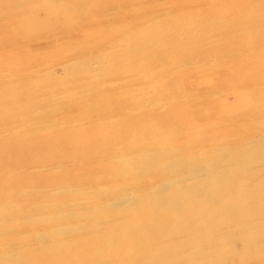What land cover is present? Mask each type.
<instances>
[{
  "label": "rangeland",
  "instance_id": "1",
  "mask_svg": "<svg viewBox=\"0 0 264 264\" xmlns=\"http://www.w3.org/2000/svg\"><path fill=\"white\" fill-rule=\"evenodd\" d=\"M260 45H264V0H0V124H2L0 139L7 134L13 137L31 136L33 139L40 138L36 144L44 147L43 143L49 142H46V136L58 135L51 140L65 142L63 146L105 144L92 139L93 134L84 131L97 128H105L109 131L116 128L125 129L128 128L127 122L132 125L131 131L122 134V137L115 142H108L116 144L118 148L115 150L116 153H127L125 148L119 147L125 143L129 146L133 144L128 148L137 150L136 152H140L142 148L147 149L153 144L159 145L154 152L164 156L162 159H157L158 155L153 158V166L149 173L145 171L134 176L111 174L108 166L117 162L112 159L111 154L105 157L102 155L90 157V155L88 156L90 158L75 164L60 165V167H76L77 174L81 169L91 170L90 179L74 177L71 170L54 182L48 179L46 173L51 167L37 169L39 171L32 170L34 167L19 169L20 174L17 179L25 177V180H29L39 177L36 185L25 186V189L40 188L39 193L37 195L33 193L35 197L30 194L31 192L29 193L30 190L21 191L12 186L8 189L10 190L8 193L11 194V199L21 205V208L13 213L1 212L9 213L7 216L4 215L5 217L27 212L31 213L26 216L39 217L38 222L36 220L31 224L14 225L9 229L1 228L3 234H0L1 238L7 239L4 240L6 246H17L21 249L24 246V250L28 251L36 245L33 243L41 238H51L52 227L66 224V227L72 229L79 220H86L85 216L75 215L76 211L82 210L81 205L85 206L84 202L92 205L104 197L109 199L111 196H108L107 192H112L118 186L131 192L132 200L123 205L130 207L125 209L130 210V214L135 213L132 207H137L138 210L139 202L142 203L144 198H151L153 195L148 193L146 197V189L149 187L144 185L145 177L148 176L150 180L151 178L166 179L164 174H160L163 171L160 167L164 165L163 162L169 164L170 161L171 164L164 168L169 166L176 168L190 162L202 164V167L206 159L212 160L215 165H220L229 157L238 164L235 166L237 169L244 168L246 163L241 166V162L247 160L241 155L250 148L248 146L245 148L244 143V139L250 134V137H256L251 141L255 145L253 149L264 153V145H259V141L263 140L256 135L263 128L259 119L264 117L262 95L264 54L258 56L255 52L256 47ZM217 48L221 51L215 53ZM248 49L250 51H247ZM222 75L225 81L218 83L217 80ZM49 78L54 80L51 81ZM235 86L236 88L232 89ZM46 88H48L47 92ZM73 89L76 93H73ZM53 92L59 97L57 98ZM219 93L221 95H216ZM68 95L73 97L69 98ZM38 96H45V101ZM177 101L184 102L189 107L187 115L189 119H193L192 122L188 120L191 123L187 124L182 119L185 124L179 125L177 121L160 119V116L170 112L171 108L178 110L177 107H183L180 104L175 105ZM125 116L127 117L124 118ZM61 120L64 123L62 126H60ZM162 127L169 130L165 129V131ZM142 128H146L148 133L154 131L156 134L144 132L146 136L139 133L141 137H138L135 132ZM163 131L168 134H164ZM219 138L221 140H218ZM223 138L225 139L222 140ZM134 140L137 143L134 144ZM174 143L176 146H173ZM202 143L204 144L201 145ZM162 144L164 147L161 146ZM66 151L72 152V149ZM222 152L227 157H222ZM208 156L210 158H207ZM46 160L48 165L57 162ZM253 163L252 166L262 167L261 173L264 174V158ZM222 166L228 167L224 164ZM236 168L232 169L231 174L229 170L224 173V186L217 192L218 201L211 206L220 203L222 200L220 198L228 192L233 178H247L248 174L245 175L244 170L240 171ZM3 169L0 170V178L8 175L7 170ZM251 169L252 167L245 171ZM260 177L261 175H258L254 178L258 184L252 186L255 188L254 191H250L255 195L252 196L253 198L248 199L249 197L246 196L247 199L243 198L245 201L235 199L224 210L206 209L205 206L198 205V209L200 207L201 209L196 211L197 216H194L190 225V221H186L188 217L171 224H162L159 229L166 232L163 236L149 242H146L145 238L141 244H133L132 250L128 249L130 246L124 248L126 252L119 248L120 250L113 255L104 258L95 257L93 261L97 264H264V194L260 195L264 193V181H260L258 179ZM51 182L61 184L54 185ZM202 182L204 186L205 180ZM175 185L170 183L166 186L164 196L167 200L171 199L175 192L177 187ZM128 186L133 187L130 189ZM60 187L65 190L59 193L53 191ZM201 191L207 193V188L202 187L199 194ZM250 192L248 191L249 195L252 194ZM136 194H140L139 198L138 195L135 198ZM179 197L177 208L182 207L186 200L185 196L179 195ZM88 199L89 201H86ZM34 203L41 205L33 209L31 206ZM7 204L2 202L3 206ZM64 211L69 213L61 217L56 215ZM47 216L50 219L46 218ZM170 225L174 232L164 230L171 229ZM248 229H252L253 232ZM213 230L215 238L222 231L218 238L220 242L219 240L212 242L215 241ZM26 232L27 234H24ZM32 232H37V236ZM77 232L75 230L70 233L64 232V236L79 235ZM192 232L197 234H191ZM189 233L194 238L189 237ZM61 234L63 238V233L55 234L52 238L60 237ZM181 235L184 239L180 238ZM28 242L30 245L27 244Z\"/></svg>",
  "mask_w": 264,
  "mask_h": 264
},
{
  "label": "bare ground",
  "instance_id": "2",
  "mask_svg": "<svg viewBox=\"0 0 264 264\" xmlns=\"http://www.w3.org/2000/svg\"><path fill=\"white\" fill-rule=\"evenodd\" d=\"M206 37H209V36L206 35ZM258 40H259V38H258ZM220 51H221V49L217 48L215 53H218ZM247 51H250V50L248 49ZM255 52H257L258 56L263 55L264 54V45H260V46L256 47V51ZM228 55H230V54H228ZM222 58H225V57H222ZM75 61H76V59H75ZM182 68H183V66H182ZM52 79L49 78V80H51V81H52ZM49 80H46V81H49ZM86 80H84V81H86ZM116 81L113 82V84L114 83L116 84ZM217 81H218V83H220L221 81H225V77L222 75V76H220L218 78ZM110 84H112V83L110 82ZM260 84H262V83H260ZM61 85H62V83H61ZM37 87H39V86H37ZM48 88H46V92H47ZM82 88H79V89H82ZM230 88H229V90H230ZM235 88H236V86L233 87L232 89H235ZM54 89L55 88H53V90ZM42 90H40V91H42ZM141 90H142V88H141ZM68 91H70V90H68ZM220 91H221V89H220ZM54 93L55 92H53V94ZM73 93H76V91L74 90ZM64 95H65V93L63 94V96ZM66 95H67V93H66ZM216 95H221V93L216 94ZM216 95H215V97H216ZM243 95H245V94H243ZM262 95L264 96V93H262ZM55 96L57 98L59 97V95H55ZM60 96H62V95L60 94ZM212 96L213 95H210V97H212ZM70 97H73V96L71 95V96H69V98ZM232 97H233V95H232ZM35 98H34V100H35ZM44 98H45V96L41 97L40 99H43L45 101ZM181 99H183V98H181ZM177 104L183 105V107H181V106H180L181 108L177 107L178 110L171 108L170 109L171 111L168 112L167 114L163 115V116H160V119L162 121L164 119H168L167 121H170V122L177 121V122H179V125H180V123H181V125L185 124V122L187 124L191 123L192 122L191 120H193V119H189V116L187 115V111L189 109L187 104L184 103V102H181V101L175 102V105H177ZM245 104H246V102H245ZM250 106H253V105H250ZM174 107L176 108V106H174ZM52 108H49V109H52ZM130 111H133V110H130ZM36 112H38V111H36ZM72 112H74V111H72ZM230 112L232 113V111H230ZM238 112H235V113H238ZM225 113H227V111ZM240 113H242V112L240 111ZM228 114H230V113H228ZM258 114L260 115V113H258ZM263 115H264V113H263ZM263 115H262V117H263ZM114 117H116V116H114ZM126 117L127 116H125L124 118H126ZM176 117L177 118H181V119H177ZM72 118H74V117H72ZM228 118H230V117H228ZM182 119H184L185 122H183ZM242 119H245V118H242ZM62 120H63V118H62ZM62 120H61L60 126H62V124L64 125V123H62ZM114 120H115V118H114ZM188 120H190L191 122H189ZM259 120H261L263 128H262V130L259 131L260 133L256 134V135H257V138H262L263 141L262 142L259 141L260 144H259V142L257 144L264 145V117L262 119H259ZM243 121H242V123H243ZM251 121H253V120H251ZM255 121L256 120H254V122ZM70 123H72V122H70ZM225 123H227V122H225ZM243 124H245V123H243ZM0 125H2V124H0ZM80 125L82 127V124H80ZM126 125H127L128 128H125V129H117L116 128V129H113L111 131H109V129L106 130L105 128L90 129V130H86V131L83 130L84 133L93 134L91 136L92 139H96V141H99V142H104L105 144L94 143V144H76V145H73L71 147L70 146H63V145H65V142L51 140V139L56 138L58 136V135H55V136H46L45 137L46 138V142L47 141H49V142L43 143L44 147H42V146H39V144H36V142L38 140H40V138L33 139V138H31V136H22V135L13 137L12 135H9V134L3 136L0 139V170L4 168L3 170H7V174L8 175H6L3 178H0V229L1 228H6V227L9 229L10 227H12L14 225L31 224V223L35 222L36 220L38 222V217L39 216L38 217L37 216H30V217L26 216L27 214H30L31 212H27V213H23V214H15V215H12V216H9V217H5L4 216V215L7 216V214H9V213H2V212H9V211H10V213H13L14 211H18L21 208V205L19 203H16L13 199H11V194L8 193L10 191V190L8 191V189L10 187L14 186V187H16V189L21 190V191L26 190V189L30 190L29 193L31 192L30 194L32 196H35V197L39 193L40 188H26L25 189V186H28L30 184L36 185L38 183L39 177L30 178L29 180H25V177H23L21 179L20 178L17 179V176L20 174L19 173V171H20L19 169H21L23 167L24 168H32V167H34L32 170H37V169L42 170L44 168L51 167L50 169L46 170V173L48 175V179L53 180L54 182L56 180H58V179L63 178L64 175H67L68 173H70L71 170H72L71 173L74 174V177L82 178V179H84V178L90 179V177L92 176L91 170L87 171L85 169H81L79 171V173L77 174V172H76L77 170L75 169L76 167L75 168H73V167L71 168V167H67V166H63V167L61 166L60 167V165H62V164H69V165L70 164H75L78 161L86 160V159H88L90 157H94L95 155H102V156L105 157L106 155H110L111 154L112 159L114 161H117L115 164L108 166L110 168L111 174H113V175H123V176H134V175H138V174H143L145 171H146L145 173H147V172L149 173L150 172V168H152V166H153V164H152L153 163V158L156 157L157 155H158L157 159H162L164 157L163 155L161 156L158 153L154 152V149H156L157 146H159V145L155 146V145L152 144L147 149H143L142 148L140 152H136L137 150L136 151L132 150V148L129 149L130 147H132L133 144H131L129 146V145H127L125 143L124 145L119 146L121 149L125 148V151L127 153L124 154V152L116 153L115 150L118 149L116 147V144H109L108 143L109 141L115 142L116 140H118V139H120L122 137V134H124L125 132H128V131H131L132 125L129 124V123L127 124V122H126ZM167 126H168V123H167ZM163 127H162V129L169 130L168 128H163ZM143 128L137 130L135 133L138 134V135H139V133L140 134H145V136H146V133H144V132H147V130H145L146 128L145 129H143ZM177 129H179V128H177ZM259 129H261V128H259ZM170 130H173V129H170ZM104 132H106V134L103 135ZM150 132L153 135L156 134V133H154V131H150ZM151 133H148V134H151ZM163 133H164V131H163ZM164 134H168V133H164ZM138 135H136V136H138ZM244 135L246 136V134H244ZM250 136H251V134H250ZM250 136L248 138L244 139L245 148H246V146H248L250 148H249V150L246 151V153H243L241 155L243 157V159L244 160L246 159L247 161L241 162L239 160L242 163L241 166L242 165L244 166V163H246L244 168L238 167V169H237L235 166H237L238 164L236 162L231 161L229 157H227L225 154H223V152H222V157L226 156L228 159L226 158V162H225V159L224 160L221 159V160H223L224 163L218 162V163H221L220 165H215L212 162V160L210 161V159H208L209 161H207V159H206V161L203 163L204 165L202 167H201L202 164L199 165V164H196V163H191L190 161H186V162H190V163H187L185 165L181 164L182 166H179V167H176V168H174V166H172V167L169 166V167H165L164 168V166L171 165L170 161H168L169 164H167L166 162L162 163V161H161V163L164 164V165H161V164H160L161 166L159 165L160 167H162V170H163V171H161L160 174L161 175L164 174V177H166V179L165 180H161V178H154V179L151 178V180H150V178L148 176L145 177L144 185H148V187H149L148 189H146V191H147L146 197L148 196V193H150V194L153 193V195H151L152 196L151 198H147V199L144 198L143 199L144 202H142V201H141L142 203L139 202L140 205L138 206L139 207L138 210H136L137 207H132V210L135 213L130 214L129 213L130 210H125V209L130 208V207H128L126 205L125 206L123 205V203L129 202V200H132L131 192L129 193L128 189L121 188L120 186H118V187L114 188V190L112 192L111 191L107 192L109 194V195L108 194L107 195L111 196L109 199H105V197H104V198L100 199L97 203L94 202L92 205L90 203H88V204L85 203L84 202L85 200L84 201L81 200L82 202H84L85 206H82V205L80 206V208H82V210H78L76 208V210H78V211L75 212V215L77 217L85 216L86 217L85 221H80L79 220V222L77 224H75L72 227V229L66 227L67 225L65 224L66 226L65 225H60V226H55L54 225L55 227H52L51 230H50L51 232H53L55 234L63 233V236H64V232H68L69 231V233H70V231L73 232L75 230V231L79 232V235H73V236L71 235L69 237H65L64 236L62 238V234H61V236L59 235L60 237L57 236V238H52L55 235V234L53 235V233H52V235H50V237L52 236L51 238H48V239H44V238L42 239L41 238L42 240L40 239L38 242H34L33 243V244L36 243V245H34V247L30 248L28 251H25L24 250V246L22 244H21L23 246L22 249L21 248H17V246L16 247L6 246V243H4L5 242L4 240H7V239H6V237H2L1 238V235H3V234H2V230H0V234H1L0 235V239H1L0 240V264H97V263H95V261H93V259H95V257L104 258V257H107L109 255H113L115 252H117V250L119 251L120 249H122L123 251H125L124 248L127 249L129 246H130V248H128V249L132 250V247H133L132 245L133 244L134 245H139V244H141L142 240H144L145 238H146V242H149V241H153V240L163 236L164 234H166V232H162L159 229L161 227L160 225H162V224H169V223L171 224L172 222H175L177 220H185V217L186 218L188 217V219L186 221L189 220L190 223L189 222L188 223L190 225L191 221H193V219L195 218L194 216L195 215L197 216V212L196 211L201 209V207H200V209H198V205H203V206H205L206 209L215 210L217 208V209H223L224 210V209L228 208L229 205L232 204L235 201V199L236 200H244L243 198H246V196L249 197L248 199H250V197L253 198L252 196H255V195H253V192H250V191H254L255 188L252 187V186H255L256 184H258V181H254V178H256V176H258V175H261V177L258 178V179H260V181H264V174L261 173L263 171L262 167L252 166V164H254L253 162H257V161L263 160L264 153L262 151H257V149H253V146H255V145H253L254 143H251V141H253V139L256 138V137L253 138V136L252 137H250ZM26 137H30L31 139L30 138H26ZM138 137H141V136L139 135ZM142 137H143V135H142ZM200 137H201V135L199 136V138ZM224 137L227 138V136H224ZM158 138H155V139H158ZM225 138H223L222 140H224ZM229 138H230V136H229ZM231 138H234V137L231 136ZM140 140L138 141L139 143H140ZM218 140H221V139L219 138ZM153 141H154V139H153ZM135 142L137 143V141L134 140V144H135ZM142 142L144 143L143 140H142ZM184 142H186V141H184ZM145 143L147 144L148 142L145 140ZM178 143H180V142H177V144ZM193 144H196V143H193ZM203 144L204 143H202L201 145H203ZM225 144L226 143H224V145ZM91 145H92V147H90ZM148 145H149V143H148ZM163 145L164 144H162L161 146L164 147ZM173 146H176L175 143H174ZM222 147H224V146H222ZM243 147H241V148H243ZM69 148L72 149V152H67L69 150L66 151V149H69ZM198 149H199V147H198ZM221 149H223V151H226V150H224V148H221ZM177 150H179V149H177ZM216 150L218 151V149H216ZM51 151H52V153H51ZM195 151H196V149H195ZM198 152H202V151H198ZM204 152H205V150H204ZM167 153H169V152L167 151ZM167 153H166V155H167ZM191 154H193V153H191ZM191 154H190V156H191ZM210 154H213V153H210ZM220 154L221 153H219V155ZM226 154L228 155V153H226ZM10 155H12V157H10ZM180 155H181V153H180ZM88 156H90V157H88ZM237 156H239V155H237ZM192 158H194L193 155H192ZM207 158H210V157L208 156ZM46 159L52 160L53 162L56 160L57 162L48 165L47 164L48 161ZM106 159L107 158H105V160ZM179 160H183V159H179ZM217 161H219V160H217ZM222 164L227 165L228 167L222 166ZM232 167H234V169ZM250 167H252L251 171H245V169H248ZM66 168H69V170H67ZM231 168L233 170H235V168L237 170H240V171L244 170V172L246 173L245 175L248 174L247 178L246 179H242V177L240 179H239V177L233 178L232 183H230L231 186L229 187L228 192L226 194H224L222 196V198H220V199H222V200H220V203L217 206L215 204L213 206H211L214 202L218 201L217 192L219 191V189L221 187L224 186L223 185L224 184V180H225L224 173H226L227 170H229V174L233 173V170ZM37 171H39V170H37ZM24 173H26V172H24ZM40 173L42 174V172H40ZM103 173H104V171L102 172V174ZM231 177H233V175ZM146 180H147V182H146ZM202 180H205L206 183L208 182V184L205 183V185H204L205 188H207V193H203V191H201L200 194H199V190L202 187H204V186H202L203 185ZM76 181H78V180H76ZM52 182H51V184H54V185L61 184L59 182L58 183H52ZM225 182H228V181H225ZM170 183L176 184L177 187L175 189V192L171 196V199L167 200L166 199L167 197L164 196V191H165L166 186L169 185ZM248 184H250V185H248ZM64 185H66V184H64ZM248 186L250 188H246ZM128 187L132 188L133 186H128ZM173 187H171V188H173ZM103 188H105V187H103ZM77 189L80 190L79 188H77ZM81 189H85V188H81ZM64 190H65V188H61L60 187V188H55L53 191L55 193L56 192L59 193V192H62ZM71 191H74V190H71ZM248 191L250 193H252V194L249 195ZM33 193H35L36 195L33 194ZM102 193H103V191H102ZM263 194L264 193H260V195H263ZM137 195H138V198H139L140 194H136L135 198H137ZM179 195L185 196L184 198H186V200H185V203H183L182 207H180V208L178 207L177 208V203L179 202L177 200H178V198H180ZM257 195H259V194H257ZM88 197H89V195H88ZM86 201H89V199L86 200ZM133 201H135V200H133ZM252 201L253 200H251V202ZM254 201H255V199H254ZM2 202H4V204L7 202L8 204L3 206ZM53 203H55V202H53ZM69 203H71V202H69ZM77 203H78V201H77ZM65 204L68 205L66 202H65ZM71 204L75 205L77 207L79 206L78 204H75L74 202L71 203ZM131 204H130V206H131ZM244 204H246V203H244ZM249 204H250V202H249ZM40 205L38 203H34L33 206H31V208L35 209V208H38ZM89 208H91V209H89ZM56 211H58V210H56ZM136 211H138V212H136ZM68 213L69 212L64 211L62 213L58 212V214H56V215L61 217L63 214H68ZM124 214H125V216H124ZM46 218H49V217L47 216ZM40 221L42 222L43 220L41 219ZM242 223H243V221H242ZM246 223H247V221H246ZM187 226H188V224H187ZM216 226L217 225H215V227ZM212 227H214V226H212ZM170 228H171V225H170ZM216 228H218V227H216ZM219 228H220V225H219ZM255 228H256V226H255ZM16 229H18V228L16 227ZM205 229H207V228H205ZM164 230H169L168 232H171L172 228L171 229H164ZM175 230H176V228H175ZM208 230H210V229H208ZM248 230H252V229H248ZM34 231H36V230H34ZM219 231H217V232H219ZM12 232H14V231L12 230ZM172 232H174V230ZM200 232H201V230H200ZM210 232H212V231H210ZM220 232H222V231H220ZM252 232H253V230H252ZM16 233H18V232H16ZM46 233L48 234V232H46ZM213 233H214V235H213V237H214L215 236V231ZM219 233L217 234L218 235L217 238L214 237L215 241H212V242H216V240L217 241L219 240L218 239L219 235L222 234V233H220V234ZM24 234H27V232L24 233ZM24 234H22V235L25 237ZM32 234H35L34 236H37L36 235L37 232L36 233L32 232ZM182 234H184V233H182ZM186 234L187 233H185L184 235H186ZM191 234H197V233H193L192 232ZM191 234L189 233V237H193ZM251 234H253V233H251ZM41 235L45 236L43 234H41ZM47 236H49V234ZM47 236H45V237H47ZM30 237H32V236H30ZM177 237H178V235H177ZM38 238L39 237H37L36 240H38ZM180 238L184 239L183 236L180 237ZM220 238H223V237H220ZM220 241L221 240H219V242ZM219 242H217V243L219 244ZM29 243L30 242H28L27 244H29ZM23 244H24V242H23ZM215 245H214V247H215ZM228 245L229 244H227V247H228ZM208 247H210V246H208ZM227 247H226V249H227ZM193 248H195V247H193ZM192 249H190V250H192ZM205 249H208V248H205ZM212 250H214V249H212ZM219 250H221V249H219ZM194 251L192 252L193 254H194ZM222 251H224V250L222 249ZM208 252H210V251L208 250ZM185 253L188 254V252H185ZM192 255L190 254V256H192ZM198 256H199V254H198Z\"/></svg>",
  "mask_w": 264,
  "mask_h": 264
}]
</instances>
